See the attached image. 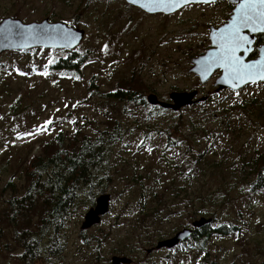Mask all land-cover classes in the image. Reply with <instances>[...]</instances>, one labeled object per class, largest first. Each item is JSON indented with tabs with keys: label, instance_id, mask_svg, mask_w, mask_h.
<instances>
[{
	"label": "rangeland",
	"instance_id": "1",
	"mask_svg": "<svg viewBox=\"0 0 264 264\" xmlns=\"http://www.w3.org/2000/svg\"><path fill=\"white\" fill-rule=\"evenodd\" d=\"M219 13L218 8L193 7L170 16L148 15L121 0H91L89 5L88 0H0V21L9 17L24 23L49 19L84 30L82 44L69 52L88 55L80 73L64 75L48 72L50 53L0 55V220L13 194L10 183L23 192V169L39 154L42 142L61 131L73 132L75 123L96 137L110 116L123 128V140L109 149L94 201L85 188L78 191L75 208L58 232L59 239L54 238L62 245L60 255L45 254L30 264H110L114 256L131 258L133 264H264V167L261 186L256 189L249 185L256 180L253 175L244 180L230 165L207 170L204 178L191 168L195 172L189 180L190 172L181 175L179 167L181 159H188L183 154L187 126L195 122L208 130L225 121L237 128L235 137L222 139L233 142L238 164L243 157L251 163L264 158V111H230L254 101L264 108V93H215L214 79L201 85L189 73L192 59L208 45L207 26L218 21ZM132 74L138 75L145 98L155 94L168 102L172 92L196 91L198 99L209 100L177 113H159L164 109L119 105L105 97L117 82ZM48 120L52 121L48 130L37 132ZM173 126L178 128L175 142L168 145L159 136V128ZM191 147L192 156L194 144ZM245 172L250 174V168ZM166 177L188 188L187 202L211 203L208 212L219 219L213 228L228 221L239 233L212 236L204 250L191 240L173 250L155 249L148 254L160 240L208 217H191L185 203L177 202V213L160 224L157 220L155 230L148 232L152 212L159 204L156 195L167 184ZM103 194L111 197L109 213L99 225L82 230L86 213ZM211 198L217 202L212 204ZM2 224L0 221V264H23L16 259L23 251L13 241L12 231ZM134 229L137 238L130 245L127 242ZM49 242L45 240V244Z\"/></svg>",
	"mask_w": 264,
	"mask_h": 264
},
{
	"label": "trees",
	"instance_id": "2",
	"mask_svg": "<svg viewBox=\"0 0 264 264\" xmlns=\"http://www.w3.org/2000/svg\"><path fill=\"white\" fill-rule=\"evenodd\" d=\"M90 1L88 0V5ZM75 25L73 23V26ZM18 53H50L51 59L47 70L49 73L59 75L80 73L81 66L88 56L87 53L84 54L80 51L44 49ZM137 79L138 75L132 74L130 79L117 82L114 91L105 97L119 105L135 106L141 109H146L149 106L160 108L148 104L147 98H145V89ZM260 107L261 104L254 101L245 106L234 107L230 111L246 113L254 108L264 111V108ZM166 112L167 110L159 111V113ZM76 124L73 126V132L61 131L52 139L41 143L39 154L33 156L23 169V192L19 191L20 189L16 184L10 183L13 194L6 201V209L2 212L0 221L3 223L2 225H6L12 231L13 241L23 251L21 255L16 257L17 261L23 264L33 263L45 254L48 257L60 255L62 245L61 243L58 244V240L54 238H58L57 234L67 216L75 208L78 191L85 188L92 195L94 201L96 193L100 191L99 187L102 180L100 174L105 173V165H108L109 149L123 140L122 125L111 116L108 117L106 128L99 129L96 137L91 136ZM176 128L177 126L169 127V129L159 128V136L165 139L169 145L170 141L175 142L174 130ZM187 128L188 136L183 154L188 159L187 161L181 159L179 166L182 171L181 175L185 176V173L190 172L187 176L189 180L196 169V173L200 174L199 178H204L205 171H214L225 165H230L244 180L253 175L256 180L249 183L250 187L252 189L260 188L261 185L258 184L262 180L261 170L264 167V158H258L251 163L247 161L246 157H243L242 162L238 164L235 161L236 148L232 145L233 142H226L222 139L228 135L235 137L239 133L237 128H234L228 121L220 123L218 128L214 130L204 128L203 124L199 122H195ZM191 144H194L193 150L195 151L192 156ZM221 144L222 147H220ZM233 147L235 149L232 151ZM191 168L195 169L192 171ZM247 168H250V174L245 172ZM106 176L109 175L106 173ZM165 181L167 184L161 185L162 188H159V194L156 195L159 198V204L152 212L154 213L151 221L153 226H149L148 232L155 230L153 228L156 227L157 220L160 224L163 219L177 213V202H180L185 203L186 211L191 217L201 215L208 216L205 217L207 219H213L212 225L196 230L192 238L181 245H186L189 241L194 240L197 247L204 250L205 243L212 236L222 237L239 233V228L228 221H222L219 227L213 228V224L219 219L216 213L208 212L211 203L205 205L198 201L187 202L184 197L188 195V188L178 185L174 180L169 181L167 177ZM209 202L215 204L217 201L211 198ZM136 235L137 231L134 229L127 243L131 245L132 241L137 238ZM47 239L50 242L45 244ZM45 246L48 247L44 248Z\"/></svg>",
	"mask_w": 264,
	"mask_h": 264
},
{
	"label": "water",
	"instance_id": "3",
	"mask_svg": "<svg viewBox=\"0 0 264 264\" xmlns=\"http://www.w3.org/2000/svg\"><path fill=\"white\" fill-rule=\"evenodd\" d=\"M106 1H120V0H106ZM129 6L137 8L148 15L164 14L172 15L185 6L171 9L169 11H162L160 8L154 9L149 12L144 8H141L139 3L131 4L129 0H121ZM144 2V0H141ZM210 2V0H207ZM192 3H203L197 2V0H190L186 6ZM34 29V32L32 30ZM71 33L75 39L72 41L70 47L62 46L63 41L59 38V32ZM35 33H42L37 38H32ZM85 38V31L79 28L70 27L63 22H50L49 19H44L40 22L24 23L17 18H4L0 21V55L8 52H27L33 49H44V50H66L73 51L79 47ZM216 49L207 52L204 56H200L193 59V67L189 70L190 74H195L201 83L208 81L215 71L220 70L219 67H213L210 71L205 70L203 61L209 56V53L215 52ZM222 70V69H221ZM260 81L257 79L255 82ZM251 82H245L240 84H233L231 82H225V74L222 70V75L216 80L215 86L218 87L217 92L225 89L238 90L245 84ZM198 93L193 92H172L169 95V101H161L155 94L147 96V102L151 106H159L161 109L169 110L174 113L180 112L185 108L194 106L198 103L205 102L207 98L197 99ZM111 197L108 194H103L97 197L94 207H92L85 215L84 222L81 226L82 230L91 229L101 223L104 216L109 213ZM213 219H207L202 217L195 220L191 224V228H185L177 232L171 238L161 240L156 244L154 249L157 250H173L180 244L188 241L192 238L196 230H200L206 226L212 225ZM153 249L147 250L150 254ZM110 264H133V260L128 257L114 256L111 259Z\"/></svg>",
	"mask_w": 264,
	"mask_h": 264
},
{
	"label": "snow or ice",
	"instance_id": "4",
	"mask_svg": "<svg viewBox=\"0 0 264 264\" xmlns=\"http://www.w3.org/2000/svg\"><path fill=\"white\" fill-rule=\"evenodd\" d=\"M201 2V0H197ZM207 2V0H203ZM131 4L139 3L141 8L151 12L160 8L162 11L186 6L190 0H129ZM234 13L229 23L212 34V41L216 51L209 53L203 61L205 70L210 71L213 67H219L225 74V82L240 84L255 82L257 79L264 81V49L260 50L259 59L246 63L243 56L251 51L252 41L245 31L250 33H264V0H233ZM34 32V29L32 30ZM42 33H35L32 38H37ZM59 38L63 41L62 46L70 47L75 37L71 33L59 32ZM239 53V54H238ZM46 75V73H43ZM52 121H45L37 132L48 130ZM32 135V133H28ZM19 138V137H18Z\"/></svg>",
	"mask_w": 264,
	"mask_h": 264
},
{
	"label": "flooded vegetation",
	"instance_id": "5",
	"mask_svg": "<svg viewBox=\"0 0 264 264\" xmlns=\"http://www.w3.org/2000/svg\"><path fill=\"white\" fill-rule=\"evenodd\" d=\"M238 2H239V0H236V3H238ZM234 6L235 5L233 3V0H210V2L189 4L188 6H185L184 8H182L181 10L178 11V12H181L184 9L193 8V7H201V8H205V9H213V8L220 9V13H219L220 17H219L218 21L210 22L207 26L206 38L208 41V45L205 46V50L201 54H199L196 58H198L200 56H204L205 54H207V52L216 49V47L212 41V34L214 32H217L219 29L223 28L227 23L230 22L231 17L234 13ZM178 12H176V13H178ZM176 13H174V14H176ZM162 15H164V14H162ZM165 16H170V15H165ZM244 34L249 37V39L252 41V43L250 45L251 51H249L246 55H244L243 58H244L246 63H251L252 61L259 59L260 50L264 49V33H260V32L250 33V32L245 31ZM196 58H193V59H196ZM193 59H192V61H193ZM193 75L196 76L195 74H193ZM221 75H222V70L221 69L217 70L214 72L212 77L208 81H206L205 83H201L200 79L197 76L196 77L198 78L201 85H205V84L209 83L212 79H214L215 81H214L213 86H214V89L216 91L215 93H221V92L243 93V92L248 91V90L264 93V81H262V80H260L258 82L247 83L238 90L225 89V90H221V91L217 92L218 87L215 86V82ZM207 101H205V102H207ZM205 102H201V103H205ZM198 104H200V103H198ZM198 104H196V105H198Z\"/></svg>",
	"mask_w": 264,
	"mask_h": 264
}]
</instances>
